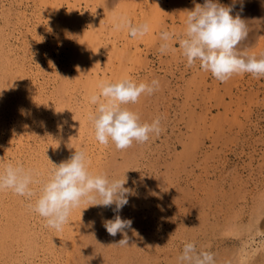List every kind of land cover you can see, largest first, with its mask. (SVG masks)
Returning <instances> with one entry per match:
<instances>
[{
  "label": "rangeland",
  "instance_id": "rangeland-1",
  "mask_svg": "<svg viewBox=\"0 0 264 264\" xmlns=\"http://www.w3.org/2000/svg\"><path fill=\"white\" fill-rule=\"evenodd\" d=\"M69 1L76 6L79 25L94 36L95 42L91 37L80 39L78 33L72 34V25L49 15L42 0H0V72L15 77L24 65L28 70L25 83L35 93L24 90L16 77L2 85L9 105L0 104V171L8 164L23 166L32 171L35 180L30 185L35 193L32 197L0 190L3 206L16 208L19 202L26 206L31 233L36 232L35 239L30 236L31 242L34 240L32 250L28 243L10 240L20 259L16 264H70L60 256L62 244L52 247L46 219L32 206L53 170L52 163L59 165V159L68 160L75 151H83L86 157L99 156L97 167L105 168L102 175L109 180L126 176L125 187L133 190L127 204L131 207L124 206L125 211L119 213L122 219L132 220V229L139 236L164 237H157L163 247L158 258L161 264L178 253L180 242L193 243L198 252H211L214 264H232L243 244L250 249V242L255 247L264 240V222H260L264 220V77L234 74L220 82L201 69L199 61L187 65L179 40L186 29L187 11L196 4L203 5L204 0ZM218 3L232 6L231 14H239L248 25V36L237 51L261 58L264 0ZM122 16L133 25L147 23L149 31L142 37H130L127 29L117 30L114 24ZM163 31L173 34L165 54L160 52ZM96 50L104 69L101 82L159 81L153 94L142 95L135 104L122 105L136 113L141 124L159 118L158 135L150 134L144 143L134 141L126 150H117L111 142L102 145L96 141L90 132L92 123L83 113L86 106L92 107V113L96 110L90 97L92 92L99 93L100 83L90 86L86 81ZM5 123L10 127L6 129L9 136L3 130ZM61 130L71 134V139H63ZM257 212L263 215L256 222L253 216ZM13 215L18 223L10 224L17 228L20 218L17 213ZM126 231L129 239L138 236ZM119 236L118 240L110 238L109 248H114L109 258L114 261L109 264H120L123 257L121 245L114 244L123 238ZM133 254L135 262L138 255ZM2 258L13 264L5 253Z\"/></svg>",
  "mask_w": 264,
  "mask_h": 264
},
{
  "label": "clouds",
  "instance_id": "clouds-1",
  "mask_svg": "<svg viewBox=\"0 0 264 264\" xmlns=\"http://www.w3.org/2000/svg\"><path fill=\"white\" fill-rule=\"evenodd\" d=\"M232 6H224L218 0H204L203 5L196 4L193 10L187 11L186 29L179 40L182 55L190 67L196 61L204 71L220 82H226L234 74L249 73L254 78L264 77V54L261 58L237 51L238 45L248 36V25L239 14L233 16ZM114 27L117 30L127 29L130 37H142L149 31L147 23L133 25L127 17H119ZM164 43L160 46L161 54L169 48L168 43L173 34L161 32ZM99 93L90 97V103L96 105L94 113L89 115L95 139L102 145L110 142L117 150H126L133 142L144 143L152 133L161 132L160 119L150 124L139 122L136 113L122 105L135 104L144 95H151L159 88V81L135 83L130 79L101 82ZM48 180L42 185L40 194L35 200L33 211L46 219L47 226L59 230L73 209L86 200L90 206L111 207L113 219L104 221L107 233L115 237L122 235L115 244L129 245L126 230H132L131 219H122L118 214L129 202L133 190L125 187L127 178L109 180L105 175H93L88 171L87 157L83 151H75L67 160L53 164ZM35 182L31 170L23 166L8 164L0 171V190L11 189L20 196L32 197L35 193L30 185ZM99 198V199H97ZM82 214V212H81ZM180 264H214L213 255L208 251H197L191 242L185 243Z\"/></svg>",
  "mask_w": 264,
  "mask_h": 264
},
{
  "label": "bare ground",
  "instance_id": "bare-ground-1",
  "mask_svg": "<svg viewBox=\"0 0 264 264\" xmlns=\"http://www.w3.org/2000/svg\"><path fill=\"white\" fill-rule=\"evenodd\" d=\"M42 2L47 7V9L49 10V12H50L49 15L54 14V16L61 17V20L63 22L69 23L72 25V34L78 33L80 35V39H83V38L86 39L87 37H91V39L94 41V36L90 35L89 32L85 31L83 28V25H79V22H81L80 20L79 21L76 20V18H75L76 6L74 3H72L69 0H42ZM253 3L254 2H252V4ZM254 4H256V3H254ZM104 5H106V4L104 3ZM101 7H103V6L101 5ZM66 8H67V10H65ZM262 10H264V8ZM79 27L83 28V32L79 31ZM99 55H100L99 50H96L94 52V57L96 59L93 60V62L91 63L92 64V67H91L92 72H89L86 75V81L89 83L90 86H93L95 83H101L100 73H104V69L101 70L100 65L98 63ZM6 62L8 65L7 68L9 69L10 68V65L8 64L10 62L9 59H7ZM68 73H69V71L65 70L64 75L67 76ZM14 75L19 80L21 87H25L24 90H26L27 92H29L32 95L34 93L33 89L30 88L29 85H26L25 79H24L25 76H28L27 68H25L24 65L21 66L19 73L17 72ZM65 76H64V78H65ZM15 77H13V74H9L5 77L0 72V104H2L1 107H3V103H5L7 100L5 98L3 91H2V85H5V83L8 82V79H13V78L16 79ZM34 95H35V93H34ZM92 95H94L93 92H92ZM19 97L22 98L21 96H19ZM5 104H7V103H5ZM8 105H9V103L7 104V106ZM92 112H93L92 107L88 108L87 106L85 107V109L83 111V113L86 114L87 117H89V115ZM76 115L77 116L80 115V112L78 110H76ZM71 123L74 125V128L77 127V124H75L73 122H71ZM4 125L6 127L5 129H3L4 131L7 128H10V127H7L8 124L5 123ZM14 126H12V129L14 128ZM19 126L26 128V125L25 126L19 125ZM71 130H73V129H71ZM5 132L9 136L10 131L6 130ZM90 132L92 135H94L93 134V128L91 129ZM71 133H73V132H71ZM60 136H62L63 139L65 138L66 140L71 139V134H69V136H68L67 134H65V131L60 132ZM63 161H67L65 157L59 159L58 163H61ZM99 162H100L99 156L98 157H96V156H91V157L88 156L87 157L88 171L91 174L102 175L105 172L104 167H100V168L97 167ZM135 198H137V196L132 198V200ZM1 202H2V200L0 198V212H1L2 216L4 215L3 217H0V255L3 256V254L5 253L13 261V264H16L17 262L15 260L20 261V259L14 253V251H13L14 249L13 250L11 249L10 240L13 241V243H17V244H19L21 242L28 243L27 245H29V249H31V246H32L31 244L34 242V240H33V242H31L30 236H33L35 239L36 238L35 237L36 232L31 233L33 226H31L29 224V221H30V219H28L29 211L24 204L19 202L18 206L15 208L13 206H11V207H7V205L3 206ZM92 207H93V209L95 208V206H90L89 203L86 200H84L81 202V204L78 208H75L72 210V212L68 218V223H65L59 230L49 227V232H48L47 236H50L51 245H53L52 247L56 246L58 248V246H60L59 244H62V246L64 247V252H63L64 254L63 253H61V254L59 253V254L62 257V259L64 258L63 260H65L66 262L68 259L70 264H109L110 261L113 260V259L110 260L111 257L109 258V254L111 253V250L114 248V247H111L112 249L109 248V245L112 244V240H110V238H112V236H110L107 233L103 224H104L105 220L114 218L113 215H115V213H114L113 209L115 208V205H112L111 207L96 206L97 209L94 210L95 212L93 211ZM127 207H129V209H130L131 206H127ZM132 208H134V207H132ZM123 210L125 211V209H123ZM123 210H122V213H123ZM126 211H128V210L126 209ZM254 211L256 212V210H254ZM81 212H82V214H81ZM16 213H17L18 218H20V220H19L20 224L21 223L22 224L21 225L19 224L18 227L16 224L15 227H17V228H13V225H11L10 223H12V222H14V224H15V222L18 223V221H15V220L13 221V219H14L13 214H16ZM122 213H121V215H122ZM124 213H126V212H124ZM257 213H258V215H257ZM257 213H256L257 216H255L253 213V215H254L253 217L254 218L256 217V222L259 220L260 216L264 214V211H263V214L259 213V212H257ZM119 215H120V213H119ZM4 220H6V223L4 222ZM254 221H255V219H254ZM260 222H264V220H261ZM38 235H40V234H38ZM118 235H119V233L115 236L114 240H116ZM7 236H8V238H6ZM120 237L121 236H119V238ZM133 237H135V238H133L134 240L129 239V245L121 246L120 252L123 255V257L120 259L119 256H116L118 254L115 255V259L117 257L119 258L120 264H161V262L158 258L160 256V252L162 251L163 247H160L159 244L157 243V239L160 238L161 236L158 237V236H139L138 235V236H133ZM149 237H151V240H149L150 239ZM161 238H164V237H161ZM114 240H113V242H114ZM117 240H118V238H117ZM37 244H38L37 246H39V243H37ZM54 244H55V246H54ZM27 245L25 244V246H27ZM251 245H252V243L250 242V249H247L246 245L243 244L242 247L237 251V257L234 256V259H233L234 262L232 264H243V263H245V264H247V263L248 264H264V240L257 243V246H255V247H252ZM117 246H119V245L117 244ZM27 247H26V249H27ZM183 247H184V243L180 242L179 244H177V248L179 249L178 253H174L173 258L170 260H167V258H166V262L164 264H180V261L178 260V258L181 256V254H179V253ZM116 249H118V248H115L113 252H116L115 251ZM35 250H36V248H35ZM62 251H63V249H62ZM53 253H54V250H53ZM132 253H134L135 255H138V257H136V261L134 260L135 262H133V260H132V258H133V257H131ZM181 253H182V251H181ZM28 254L29 253H27V255ZM63 255H65V256H63ZM32 256H33V254H32ZM35 256H36V254H35ZM118 258H117V261H118ZM53 259H54V257H53ZM65 261H63V262L66 263ZM161 261L164 262L163 260H161ZM0 264H9V263H8V261H4L2 258V259H0ZM59 264H62V262ZM112 264H114V262H112ZM229 264H231V263H229Z\"/></svg>",
  "mask_w": 264,
  "mask_h": 264
}]
</instances>
